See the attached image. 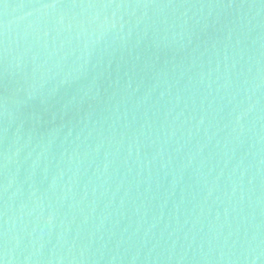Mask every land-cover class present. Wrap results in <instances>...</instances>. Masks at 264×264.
<instances>
[{
  "label": "water",
  "instance_id": "1",
  "mask_svg": "<svg viewBox=\"0 0 264 264\" xmlns=\"http://www.w3.org/2000/svg\"><path fill=\"white\" fill-rule=\"evenodd\" d=\"M2 264H264V0H0Z\"/></svg>",
  "mask_w": 264,
  "mask_h": 264
},
{
  "label": "snow or ice",
  "instance_id": "2",
  "mask_svg": "<svg viewBox=\"0 0 264 264\" xmlns=\"http://www.w3.org/2000/svg\"><path fill=\"white\" fill-rule=\"evenodd\" d=\"M0 264H2V262H0Z\"/></svg>",
  "mask_w": 264,
  "mask_h": 264
}]
</instances>
